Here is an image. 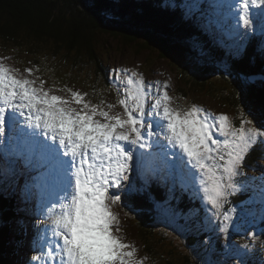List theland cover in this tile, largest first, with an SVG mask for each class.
Returning a JSON list of instances; mask_svg holds the SVG:
<instances>
[{
    "label": "snow or ice",
    "instance_id": "6c2138e0",
    "mask_svg": "<svg viewBox=\"0 0 264 264\" xmlns=\"http://www.w3.org/2000/svg\"><path fill=\"white\" fill-rule=\"evenodd\" d=\"M231 7L241 42L230 56L239 60L257 30L264 36V0H234ZM260 51L264 55V43ZM4 59L0 58V138L7 137L10 156L22 164L21 174H29L26 187L29 182L59 185V208L47 210L54 239L47 244L46 264H143L135 258L134 246L115 234L122 229L111 205L120 202L121 196L110 193L131 181L133 161L139 169L152 156L142 150L153 144L165 157L172 152V166L179 169L182 186L202 193V202L214 210L212 216L223 218L220 231L227 235L230 228L245 229L242 217L233 220L236 209L225 211L224 205L238 190L235 177L247 155L254 147L264 148V124L249 126L253 122L243 110L237 127L226 114L216 115L196 104L184 110L173 107L167 81L163 85L146 81L136 71L128 74V69L115 70V79L123 85L122 98L117 89L123 112L113 113L116 105L109 104L104 110L86 101L87 93L67 86L60 91L69 95H56L43 79L19 76V70L6 65ZM25 71L33 73L31 68ZM237 75L245 82L252 80L251 75ZM161 133L166 145L159 139L151 143L145 139V135ZM8 173L15 175L16 169L0 167V176ZM126 191L133 193L131 183ZM248 234L256 239L254 232ZM232 254L239 264H245V252L226 247L224 255Z\"/></svg>",
    "mask_w": 264,
    "mask_h": 264
},
{
    "label": "rangeland",
    "instance_id": "374dc122",
    "mask_svg": "<svg viewBox=\"0 0 264 264\" xmlns=\"http://www.w3.org/2000/svg\"><path fill=\"white\" fill-rule=\"evenodd\" d=\"M126 1V0H125ZM130 2V4L134 5V7H136V5L133 3H140L139 6H142V8L140 10H137L135 8H130L129 6L126 7L125 11H133L134 13H131L133 18H138V16L136 15L137 13H142L144 12L146 15H150L154 18H157L158 15H151V10L152 11H157L159 12V10H162L165 14L167 15H171L173 14L174 11V7H177V5L179 4L180 7V2L178 0H172L173 2H171V0H162L159 4L155 1H142V0H127ZM203 1V9L206 8L205 10L207 11L205 12H200V17H202L201 15L203 13H205L206 15V19L209 21L210 25L215 26L217 31L220 32V34L222 35V38H227V40H231L233 45L234 44H239L240 38L237 37L236 32L233 30V28L227 27V26H231V25H235L234 22H236V13L235 10L232 7H228V5L225 3L224 0H218L216 5L214 6V4L212 3L213 0H211V4L208 3L206 6H204V0ZM175 2V3H174ZM142 3H146L149 4V8L146 6L144 7L142 5ZM125 5V4H124ZM189 4H187L186 6H188ZM110 7V4L108 5ZM118 8H121L120 6H117ZM190 9H193L195 7L189 5ZM144 8H148V11H146ZM215 8V9H214ZM230 8H232L234 10V13H231L232 10H230ZM114 11L117 13L118 11L113 7ZM124 10H121L120 12L122 14H120V17L124 19L126 14ZM213 11V12H217V14H219L221 16V18L223 19V21L225 22V24H227V26H224L223 23L221 21L215 22L214 19H211V17H208V12ZM184 16V15H183ZM139 19V18H138ZM189 22L193 23L192 21H190L188 19ZM195 23L196 25H198L204 32V35H208L210 37H213L216 41L228 45V42H224L222 40H220L216 35L214 34V29H212L210 26L207 27L208 30H205V26L204 25H200L199 20L196 18L195 19ZM234 23V24H233ZM197 26V27H198ZM209 31V32H208ZM209 33V34H208ZM113 36V35H112ZM167 36L169 37L167 40L170 42L171 46H181L183 48V51L185 52V47L186 44L185 43H181L180 41H178L177 39L171 38L170 37V32L167 34ZM255 36V35H253ZM100 38L102 39V41H104V44L109 45L110 50H118V48L120 47V44L112 38H109L107 34H103L100 36ZM237 38V39H236ZM4 42L3 40H0V45L1 46H6L8 45V43L4 42V44L2 43ZM220 43L216 44L219 46ZM264 43V41H263ZM148 46V41L146 40V43H136V45L133 46V49L130 48L129 44H127V46L129 47L131 52H126L122 47L119 48L118 52H126L124 55L112 52L111 53V59H110V63L109 61L105 62L104 59L106 57V55L100 54L99 52L94 53V49L93 48V52L88 53V56H90L91 61L86 64L84 62V65H81L79 68L77 69H73L71 68V64H62V63H56L57 59L56 57H54L52 54H40L36 59H32V60H21L20 62L27 67L28 69H34V66H36L35 68L37 69V73L39 74L38 76L41 77V79H43L45 81V84L48 86H51L54 89V94L56 95H69L68 93L64 92V91H60V89H63L66 85L70 88H76L74 91H79L81 93H86V89H92V91H95V87L97 89L98 95L100 96H104V93L101 91H106V90H102V89H106L110 86H113V89L111 90V87L108 88L110 89L114 95L116 97H118V93H117V89H123V85L121 84L120 81L115 79L116 73L114 74V69H117L120 66V69H128L129 73L131 71H136L137 73L141 74L144 79L147 81L148 80V76L151 77L152 79H149L150 81H160L161 85H163V82L167 81L169 84V87L167 89L170 97L173 98L172 101V106L173 107H178L181 110L187 109L189 107H191V105L196 104L197 101L199 102H204L208 105H198L203 107L204 109L208 110V111H215L218 113H224L227 116H229V118L232 120V123L235 126H239L237 123V120H241V113L238 114V117L235 115L234 110L232 108H230V104L232 103L231 99H229L230 96V92L234 95L237 96V98L239 97V94L241 96L245 95L244 91L242 89H236L234 88L235 86H237L238 88H240L238 85L236 84H231L230 81L224 83V85L221 83L222 81H220V83L218 84V86L220 88H223L225 91H227L229 94L226 97H223V99L220 98H214L213 95H211L210 93H207V91H198L196 88L198 87H205L207 88V90H209L208 85L204 84V83H192V87L195 88V90H190V85L187 83V87L184 81L188 82L189 81V76H186V74L183 75V78L181 79V74H180V68L182 65L177 64L179 60H184L187 61V59L192 60L191 57L184 53L183 51H181L180 47H172L170 49V51H168V58L166 57H162L159 53V50L157 51V47L155 48H151L149 47L148 49L144 48V45ZM20 46H30L29 44H13L14 48H19ZM208 48H213V46H208ZM108 49V48H107ZM214 49V48H213ZM102 51H104L103 49H101ZM0 58H6L7 60L13 61V59H11V56L14 58L13 52H3V50L0 48ZM189 52L195 54L197 56V52L193 49V47L190 45ZM257 52H261L260 49H257ZM176 55V56H175ZM178 55V57H177ZM135 58H137L140 63L136 62ZM6 59L3 60V62L6 61ZM16 61H18L15 58ZM87 60V58H85V61ZM30 63H29V62ZM102 64V69L100 70L102 75H97L93 72H90V70L98 73L97 71L99 70V65ZM189 64V65H187ZM253 66H255V62L252 61ZM186 66H188L191 69V63H185ZM246 63H244L242 66H245ZM152 67V70H149L148 72L145 71L144 67ZM20 68V67H19ZM46 68V69H45ZM56 69V70H54ZM218 69V68H217ZM217 69L213 70V67H210V70H212L213 72H215L216 74H218ZM71 70L72 75L69 76L68 71ZM144 71V72H143ZM123 74V73H121ZM27 76V74H25ZM65 75V76H64ZM67 75V76H66ZM164 75V76H163ZM159 76V77H157ZM262 76H264V74H260L259 77H256V74L252 75V82L254 84L252 88H254L255 91H260V93L262 94L263 100H264V82L263 85H260V83H262V80L259 81L258 83V78H261ZM77 77V78H75ZM157 77V78H156ZM215 81L218 79H221L219 77V75L215 76V74L211 73L209 75V77H207L206 79H211L212 81ZM30 78H36L35 76H30ZM107 78V79H106ZM251 82V83H252ZM79 88V89H78ZM86 88V89H84ZM182 88L184 90H187V94L191 93H196V94H192V97H184L185 92H182ZM252 88L249 89V93H253V94H257ZM82 89V90H80ZM230 92H229V91ZM238 90V92H237ZM212 91H217L215 88H212ZM100 93V94H99ZM92 95L86 96L84 97V99L86 101H91V103L94 104V96L91 92ZM182 99V100H178L175 101V96H177ZM193 97H197L196 99H193ZM258 97V95H257ZM192 98V99H191ZM186 99L188 100V102L186 101ZM227 100H229V103L227 102ZM250 102H252L251 100L255 101V99L250 96ZM103 101V103H101ZM102 101H100L99 98H97V104L100 105L104 110L108 109L107 107V100L106 99H102ZM248 103L247 100L244 101ZM257 102V101H256ZM256 102H252L256 103ZM220 103L222 104H226L225 106L220 105ZM229 106V107H228ZM246 106V104H245ZM75 107H79V105H75ZM247 108H249L248 111H243L244 115L251 120L253 123L252 125L249 126H256L255 123H262L264 121V115H262L261 117H258V115L256 113H258L257 111H255L253 108H251V105L248 103V106H246ZM242 109V107H241ZM259 109V108H258ZM216 115H219L217 113H214ZM236 116V120L233 121V116ZM153 138H155V140L159 139V141L162 144H167V141L164 139V135L161 133L158 136L154 135L151 138H146L147 140H149V142L151 143L153 141ZM3 139V140H2ZM1 142L0 145H4V149L6 151L9 152V148H8V140L7 138H0ZM131 147V146H129ZM157 147H155L154 145H152V147L150 148H146L143 149L144 152L146 153H152V156L150 158H148L147 160H145L142 165H141V169H138V172H148L152 182L148 183V181L144 178L138 179L136 177L132 176V172L130 173V177H131V181H125L124 182V186L120 191H112L110 194H116V195H120L121 196V201L111 205V210L113 212L116 213V216L119 219V227L122 229L120 232L115 233L116 235L120 236L121 238H124V243L133 245L135 248V252H136V259L139 258H144V259H149L147 264H214L215 262H212L213 258H215L216 260V264H222V263H226V264H239V259L235 258L232 260V262H230V259L232 256H234V254L232 255H224V248L229 247V246H234L235 248H238L240 250H242V252H246L244 249V245H249V247L247 249H251V251L256 250V252H258L257 250L262 252V257L263 259H261V264H264V243L262 244H252L250 242L249 239L246 240V237L248 234H244V235H240V237H235L234 235H230L229 237L225 235L222 231H220V227L216 228L214 226L211 225H220L223 222V218H219L217 219L216 217H212L211 218V225L206 224V230L209 233H205L204 236L202 237L200 234H202V229L200 227V223H202L203 220L209 219L210 217H208L207 214L204 215H198L199 218H197V205H180L179 209H178V214L179 215H185L188 216L190 215V217H188V220H192L195 219V221L198 224L197 225H192L191 227H185V228H181L179 231L177 232H172L169 234H165L164 237H162V239H160V241H157L158 238H154V237H149L150 234L158 232V230L155 227L152 228H147L142 226L145 222L140 223V221L138 219H136L137 224L135 225V223H133L132 219H131V210H128L127 207H129V204L126 201V198L128 196V192L126 191V189L129 187V184L131 183V185L133 186L134 184L147 189L149 187H147L146 185H150L152 183H156L158 181V178H162V183L165 185V189L166 187H168V191H172V187L170 186H166L169 185L170 182H173L175 184H178L182 187L181 181H180V174H179V169L175 168L172 166V163L175 160V157H172V152L169 151L168 156H170V158L165 157L162 153H156L157 151ZM264 151V149H263ZM0 153H2V155H0V167L4 168L5 170H7L9 167H11L10 165H8L6 163V161L8 159H4L5 157L3 156H7V154H5L4 152H2V149L0 148ZM156 154V155H155ZM8 158V157H7ZM163 160L165 161V163H160L158 165V167L155 166V162L159 161V160ZM4 163H3V162ZM261 164V165H260ZM264 157L262 159V161L259 163L258 168H255V164L253 165H249V167L246 169L247 171L245 172L246 175V181L248 184H256L258 181H262L263 185H264V180L261 179V177H264ZM171 170H178V171H171ZM133 171V170H132ZM22 172H18L17 173V177H22L25 176L27 178V180H29V175L27 173L21 174ZM145 175V174H144ZM14 179H16L15 175H12L11 173H8L4 176H0V184L3 183H8L10 184V187L7 189L6 191L8 193H5L4 195V199L6 201H8L9 203H12L13 200L14 202L12 203L13 206L20 208L21 212L23 213V216L21 219H16L15 218H11L10 220H6L5 223H3V225L7 226V228L5 229L6 231H9V237L10 242L7 246L4 245L3 249L5 251H10L13 253V257L11 260L10 264H46V257H44L41 261L37 262L36 260H33V257H36L39 252L44 253L46 255L47 253V244L49 241L53 240L54 238L52 237V235L47 239H45V237L43 236V234L46 232L45 227L51 223L48 215H47V210L50 207L56 206L57 210H58V193H59V188H57V184L54 185V188L56 190V193L47 187H44L46 191H41V196L44 198L45 197V193H49V198L46 197V200L44 203H42V199L40 198H30L31 194H29L28 197V191H27V187H25L23 184L25 183L23 180L19 181L18 186H15V182ZM170 180L169 183H167L166 181ZM240 187L242 188H247V186L245 184H238ZM151 186V185H150ZM159 186H162L159 185ZM43 187V182L41 184H39L38 188ZM154 187V186H151ZM157 187V186H156ZM190 190L194 191L192 188H189ZM261 185H257L256 186V193H254V198L252 199V201L256 202V203H262L264 204V197H262L261 192ZM167 190V189H166ZM264 191V187L262 189ZM174 192V190H173ZM184 196H187L185 194V192H182L180 190L178 196L176 197V199H171V200H167L168 202L172 203V208H175V210H177L176 207H174L175 202H179L176 200H183ZM57 200H55V199ZM188 198H190L188 196ZM201 199V196H200ZM202 200V199H201ZM229 200V204H228V209L230 208H235L236 209V213L233 215V218L235 219L238 216H243L244 218L247 219V223L253 228V229H258V225L260 224V219L262 217V221L264 222V205L260 206L258 204H256V206L254 204H251V206L249 207L246 203V200L243 201V204H239V206L237 205V203H233L234 201L230 199ZM227 200V201H228ZM205 204V203H204ZM233 204L235 205V207H233ZM208 206V205H206ZM162 207V205L160 204V208ZM40 208V212L42 213L43 217H36V218H29L30 220H28L27 217L31 216L32 211L37 213V210ZM214 211V210H213ZM227 211V210H226ZM29 214V215H28ZM196 214V215H193ZM177 213L175 212V217L172 218L170 216V214L167 211L162 212V217L160 218V223L162 227H168L170 229H177L178 225H179V219ZM193 215V216H191ZM2 215L0 214V222H2ZM192 218V219H189ZM26 219V220H25ZM185 220V221H188ZM9 222V223H8ZM33 222V223H32ZM29 223H32L29 225ZM19 224H21V229L19 228ZM196 224V223H195ZM19 226V227H18ZM0 228L1 225H0ZM27 231V238L24 242V245L21 247L20 244H22V240L24 238H20V236L17 234V230H21L24 231L25 229ZM230 230V229H229ZM141 231H143V233H141ZM230 232V231H229ZM238 232V231H236ZM0 233L4 234V231H0ZM38 236L41 239V242L38 240L34 241V245H33V241L32 239L35 236ZM161 235V233H160ZM190 235H194L199 237V242L202 241L204 242L206 246H193L192 247H188L187 246V238ZM219 236V242H217V240L214 239V236ZM229 235V234H227ZM25 237V235H24ZM144 237L147 241L149 242H145L143 238ZM1 239H4V236L1 235ZM182 239V240H181ZM3 242H6V238L5 240H3ZM43 242V243H42ZM173 245H176L177 249L174 247V253L172 252H168L165 251L166 248H163L166 246L167 243H171ZM213 242H216V244H213ZM219 244H223L224 247L222 245ZM20 247L22 248V251L20 252ZM148 248H153V249H158L155 254L153 253H147L145 250H147ZM168 248L171 250V248L168 246ZM16 249H18V252H13ZM246 249V250H247ZM128 250V249H127ZM132 250V249H131ZM148 251V250H147ZM165 251V252H164ZM248 252V251H247ZM244 256H250L249 253H247ZM0 252V263L5 259L6 261L11 257L10 253H4L3 256L1 255ZM186 253L188 254L190 257L193 256L192 258L194 260H198V261H194L191 259H187L184 257L183 254ZM180 254V255H179ZM211 256H210V255ZM223 254V255H222ZM222 255V256H221ZM5 257V258H4ZM45 259V260H44ZM244 259V257H243ZM143 264H146L145 260H142ZM193 261V262H192ZM245 264L247 261V259H244ZM259 261L255 260L253 263L251 264H257ZM47 264H51V261H48ZM250 264V263H248Z\"/></svg>",
    "mask_w": 264,
    "mask_h": 264
},
{
    "label": "trees",
    "instance_id": "16d2710c",
    "mask_svg": "<svg viewBox=\"0 0 264 264\" xmlns=\"http://www.w3.org/2000/svg\"><path fill=\"white\" fill-rule=\"evenodd\" d=\"M143 1V0H142ZM146 1V0H144ZM148 1H155L158 4L162 0H148ZM193 1L192 4H189L195 8L190 9L189 5L185 2H182V4L177 5V7H174V13L171 15H167L170 13L165 14L162 10L152 11L151 15H158L157 18H154L150 15H146L144 12L137 13L136 15L138 18H133L131 13H134L133 11H125L126 7L129 6V9L135 8L137 10H140L142 6H139L140 3L133 2L134 5L130 4L129 1L125 0H0V40H3L4 42L8 43L6 46H1L0 48L4 52H17L18 57L22 58L24 55H27L28 53H31L33 55H30L28 58H35V54H52L54 57H56V63H64V64H71V68H79L81 65H84V62L88 64L91 59L90 56H88V53L93 52L94 53L99 52L100 54L106 55L105 59H107L108 55L112 52L118 53V54H124V52H118L119 48L122 47L125 51H130L127 44H129L130 48L133 49V46L136 45V43L144 42L146 43V40L148 41V46L151 48H159L161 56H167V48L168 47H180L181 51H183V48L181 46H171L170 42L167 40L169 37L167 34L170 32V37L177 39L178 41L185 43V52L188 54L192 60H179L177 64L182 65L180 70L181 79L183 78V75L189 76V81L185 82L186 87L187 83L190 85V90H195L194 87H192V83H204L208 85L209 90L205 87H198L196 88L198 91H207V93H210L214 96V98H220L223 99V97H226L229 93L225 91L223 88H220L218 84L220 81L224 83L230 81L231 84H236L234 88L236 89H242L244 91V94L241 99V95L239 94V97L237 98L236 95L232 94L230 92L229 99H231L232 103H229V100L227 102L230 104V108L234 110L235 115L238 117V114L241 113V110L248 111L249 108L248 103L245 102V100L250 101V94L249 89L253 87L251 82H245L241 78L238 77V73H244L246 75H254L257 73H263L264 74V55L261 54V52H255V48L258 45V43L254 41H247V47L246 52H248V56H243L239 61H235V63H230L231 67L230 70H228L227 65L223 64L221 62V59L217 58L216 61L210 62L208 60L207 52L204 49H208L209 45H212L214 48L215 53L220 51V48L213 45V42H205L200 36V31L195 23V19L197 18L200 22V25L205 26V30L207 31V27H211L214 29V34L219 38H222L220 32L217 31L215 26L210 25L209 21L206 19L205 13H203L200 17V12H205V9H203V1L202 0H191ZM171 2H173L171 0ZM175 3V2H174ZM199 3V4H197ZM208 3L211 4V0H204V6H206ZM110 4V7L108 6ZM125 4V5H124ZM131 5V8H130ZM144 7L149 8V4L142 3ZM117 6H120L121 8H118ZM113 7L118 11L117 13L114 11ZM148 8H144L146 11H148ZM124 10L126 12L124 19L120 17V14H122L120 11ZM187 16V20L193 22L195 29H191L189 23L187 22L185 16ZM208 17H210L208 15ZM186 20V21H185ZM196 30V31H195ZM209 32V31H208ZM107 34L109 38L115 39L119 44L120 47L118 50H110L109 45L104 44V41L100 38L101 35ZM199 34L200 36L196 35ZM209 34V33H208ZM113 35V36H112ZM254 37H257L255 35ZM4 42H2L4 44ZM230 43L229 47L223 51H220L225 57H231L230 53L235 51V48L237 44L232 43L231 40H228ZM29 44L30 46H20L17 48L18 50H22L24 52V55L20 51H16V48L13 47V44ZM263 43V42H262ZM261 43V44H262ZM168 46H167V45ZM144 45V44H143ZM192 46L193 49L197 52V56L191 52L188 51L189 46ZM94 46V47H93ZM144 45V48L148 49L149 47ZM93 47V48H92ZM108 48V49H107ZM218 48V49H217ZM260 48V47H259ZM103 49L104 51H102ZM258 54V55H257ZM260 55V56H259ZM178 57V55H177ZM25 58V56H24ZM85 58L87 60L85 61ZM27 59V58H26ZM252 61L255 62V66L251 65ZM191 63V69L185 65V63ZM244 63H246L245 66H242ZM208 67H213L214 69H217L219 77L221 79H218L215 81H212L211 79H206L209 77V75L212 73V70H209ZM102 64L99 65L98 73L90 70L88 73H95L98 76L102 75L101 69ZM198 72V73H197ZM191 73V75H190ZM231 73V74H230ZM234 79H237L236 81ZM193 81V82H192ZM212 88H215L217 91H212ZM113 89V86L111 87V90ZM254 89V88H253ZM185 92L184 97H188L187 90H184L182 88V92ZM255 91V90H254ZM238 92V90H237ZM257 92V91H256ZM190 93V92H189ZM256 101H258L262 107H264V100H261L260 97H253ZM263 99V97H262ZM220 105L225 106L226 104L220 103ZM229 107V106H228ZM242 107V109H241ZM255 111H259L257 108H253ZM261 110V109H260ZM264 110V108H263ZM262 111V115H264V111ZM238 121V125L240 123V120ZM264 148L261 147H254L251 152L247 155L245 160H248V164L251 165V160H258V163L255 164V168H258L259 163L262 161L264 155L260 154V151H263ZM139 176V175H138ZM146 179V175H145ZM170 180L167 179V183H169ZM152 181L148 182L151 183ZM162 186H159L161 185ZM154 187H151V186ZM146 185L147 189H144L140 186L138 188L143 194H148L154 200L157 202L156 209L159 211L156 218V213L152 205L148 203H142L137 202L135 204H132L133 210L131 215V219L135 222V216H141L142 213L140 210L142 209L144 212H146L151 218H143L142 220L145 222L143 225H148L149 223H155L160 224V218L162 217V212L167 211L172 218L175 217V208H172V203L168 202L167 200L176 199L178 196L180 190L182 192H185L187 196H184L183 200H178L179 202H175L174 207H178V203H186L189 197H192V194H195V191L190 190L188 187L177 188L176 191L179 192H173L167 191L165 189V185L162 183V178H158V181L156 184H150ZM172 185H175V183L170 182L169 185L172 187ZM157 186V187H156ZM159 190V194L162 196V193L165 196L166 203H160V201L157 200V197L155 195V191ZM6 188L0 189V192L3 194L2 198L0 200L6 201L3 197L5 195ZM171 192V193H170ZM8 195V193H7ZM128 198V196H127ZM243 201L246 200L245 198H241ZM231 200L234 201V199L231 197ZM14 202V200H13ZM12 202V203H13ZM146 202V201H145ZM229 202V200L227 201ZM171 205H170V204ZM160 204L162 207L160 208ZM11 207L13 208V204H11ZM233 207L235 205L233 204ZM5 208V209H4ZM8 205L0 204V213H4V217L2 219L6 218L10 220V215L8 213ZM14 209V208H13ZM29 215V214H28ZM242 217L245 222V229L236 232L233 228H230V234L234 235L235 237H240V235L248 234L254 232L256 234V239H252V237L248 234L246 237V240L249 239L252 244H263L264 243V222L260 220V224L258 225V229H253L246 221L247 219L243 216ZM13 218V217H11ZM17 219L18 217H15ZM28 220L30 218L27 217ZM197 218L199 216L197 215ZM237 218V217H236ZM236 218L234 220H236ZM14 219V220H15ZM179 221L180 220H188V217L185 216H178ZM192 219V218H189ZM26 220V219H25ZM141 220V219H140ZM195 221V219H193ZM140 223H142L140 221ZM137 224V222L135 223ZM201 226V224H200ZM2 228H0V231H4L3 233H0V252L3 256L4 253L7 254V251L3 249L4 245L6 246L8 237H9V231H6L5 229L7 227H4L1 225ZM25 229V228H24ZM203 233L200 234L202 237L207 232L206 225L203 228ZM17 234L20 236V238H24L22 240V244L20 246L22 247L24 245V242L27 238L26 229L24 231H21L20 229L16 231ZM143 233V231H141ZM164 232L157 233V234H150L149 237H159L162 239L164 236ZM1 235L4 236V239H1ZM25 235V237H24ZM219 236H214V239L219 242ZM226 237V235H225ZM6 242H3L5 240ZM145 242L147 241L144 237H141ZM187 246L194 248V246H206L207 245L200 241L199 237L190 235L187 238ZM168 246L171 248V250L168 248ZM165 251L174 253V246H172V243H167L165 247ZM148 250V251H147ZM145 250L147 253H153V248H148ZM240 250V249H239ZM19 250L16 249L13 252H18ZM164 251V252H165ZM242 251V250H240ZM245 251L250 252L251 249H245ZM183 254V253H182ZM185 258L194 260L192 257L188 254H183ZM210 255V254H209ZM211 256V255H210ZM5 258V257H4ZM198 261V260H194ZM257 264H260V260ZM193 262V261H192ZM212 262H215V258H213ZM0 264H8V260L5 259ZM224 264V263H222ZM226 264V263H225Z\"/></svg>",
    "mask_w": 264,
    "mask_h": 264
},
{
    "label": "bare ground",
    "instance_id": "6f19581e",
    "mask_svg": "<svg viewBox=\"0 0 264 264\" xmlns=\"http://www.w3.org/2000/svg\"><path fill=\"white\" fill-rule=\"evenodd\" d=\"M225 1V3L228 5V3L226 2V0H224ZM231 3H234V0H231ZM228 7H230V5H228ZM211 19H213L212 17H211ZM182 43V42H181ZM167 45V44H166ZM168 46V45H167ZM179 46V45H178ZM172 47H168L167 48V56H166V58H168V51H170V49H171ZM159 53L161 54V52H160V50H159ZM258 55V54H257ZM176 56V55H175ZM260 56V55H259ZM163 57H165V56H163ZM188 60V59H187ZM187 65H189V64H187ZM198 73V72H197ZM260 74H263V73H257L256 74V77H259L260 76ZM190 75H191V73H190ZM252 76V75H251ZM261 80V78H258V83H259V81ZM260 85H263V82L262 83H260ZM257 93H260V91L258 92L257 91ZM264 93V92H263ZM260 99L261 100H263L262 99V97L260 96ZM252 102H256V100L255 101H253V100H251ZM252 102H250V101H248V103L251 105V108H263L262 107V105L257 101L256 103H253L252 104ZM263 103H264V101H263ZM261 110H263V109H261ZM264 111V110H263ZM3 140V139H2ZM143 151V150H142ZM139 169H141V166H140V168ZM171 171H178V170H171ZM143 173H145V172H138V169H137V167H136V163H135V160L133 161V171H132V176L133 177H136V178H138V179H141V178H144V176L146 175H144ZM149 174V173H148ZM179 174H180V171H179ZM139 175V176H138ZM146 180L148 181V182H150V181H152V179H151V177H147L146 176ZM57 184V188H59V185H58V183L57 182H53V181H47V182H43V186L44 187H47V188H50V189H52L55 193H56V190H55V188H54V185H56ZM153 184H156V183H153ZM45 190V188H43V191ZM263 191V190H262ZM46 197H48L49 198V193H47L46 194ZM55 199V198H54ZM55 200H57V199H55ZM58 204V203H57ZM58 207H59V204L57 205ZM40 212V208L37 210V213H38V215H42V213H39ZM43 217V216H42ZM261 221H262V217L261 218H259ZM136 225V224H135ZM47 227V228H46ZM45 227V230H46V232L43 234V236L45 237V239H47L48 238V236L50 237L51 236V227H52V225H51V223H49L47 226ZM260 264H261V262H260Z\"/></svg>",
    "mask_w": 264,
    "mask_h": 264
},
{
    "label": "water",
    "instance_id": "95a60500",
    "mask_svg": "<svg viewBox=\"0 0 264 264\" xmlns=\"http://www.w3.org/2000/svg\"><path fill=\"white\" fill-rule=\"evenodd\" d=\"M254 95H258V97L257 98H259L260 96L262 97V94L261 93H257V94H254Z\"/></svg>",
    "mask_w": 264,
    "mask_h": 264
}]
</instances>
